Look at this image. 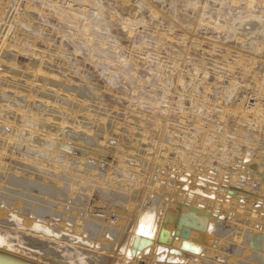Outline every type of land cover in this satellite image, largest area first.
Segmentation results:
<instances>
[{"label": "rangeland", "instance_id": "obj_1", "mask_svg": "<svg viewBox=\"0 0 264 264\" xmlns=\"http://www.w3.org/2000/svg\"><path fill=\"white\" fill-rule=\"evenodd\" d=\"M3 1L9 3V9L0 23L2 41H5L3 34L7 37L9 29L14 28L9 25L7 29L13 16L26 18L19 40L21 51L15 54L14 46L7 43L6 53H2L0 73L6 74L7 79L0 77V92L10 97L21 96L18 97L21 102L30 101L36 107L51 101L48 96L58 97L60 103L58 107L50 106L54 111L50 114L61 119L47 125L66 122L60 112L65 117L76 116L74 119L80 122L90 115L95 117L91 113L95 111L102 119L108 117L107 125L119 131L125 148L137 144L145 152L153 146L152 131H158L154 151H150L152 160L157 159L156 144L172 145L169 158L175 159L178 151L190 153L189 148L195 142L196 157L202 156L207 161L212 160L210 151L221 150L220 139L229 143L223 153L230 152L228 147L241 142L243 136L254 147L260 146L262 126L258 124L264 119V0H125L129 6L136 3L132 14L122 11L120 3L124 0ZM258 60H263L259 61L261 69L257 67ZM50 83L88 88L98 96L89 108L90 105L80 103L84 99L72 101L63 96L64 91L58 92L61 87ZM6 106L0 103V112ZM16 110L12 120L0 119L4 121L1 129L6 135L11 132L14 135L16 128H23L20 123L28 117L23 107ZM40 118L45 123L47 117ZM89 130L94 133L91 128L75 126L72 133L87 140L85 132ZM161 133L168 135L165 143L161 141ZM7 138L3 139L10 147L0 148V168L9 169L12 165L11 170L16 171L11 159L30 166L31 159L25 156V150L33 148ZM99 142H104V136ZM111 144L105 147L107 153H98L102 157L98 160L99 171L107 175L112 170L123 179L124 172L118 169L123 148L114 150L118 144L116 141ZM71 147V154L79 156L82 149L78 152L76 146ZM4 150L8 151L5 159ZM212 155L215 162L217 155ZM37 162L44 163L41 159ZM46 167L51 168L50 175L54 177L55 167ZM16 169L24 174L22 169ZM89 186L79 190L77 196L79 201L93 205L100 191L88 195ZM221 220L219 230L232 229L231 217ZM247 220L242 217L239 222L246 226ZM111 221L116 223L117 216L112 215Z\"/></svg>", "mask_w": 264, "mask_h": 264}, {"label": "bare ground", "instance_id": "obj_2", "mask_svg": "<svg viewBox=\"0 0 264 264\" xmlns=\"http://www.w3.org/2000/svg\"><path fill=\"white\" fill-rule=\"evenodd\" d=\"M127 3L124 0L120 7L132 14L136 3L133 6ZM7 9L9 3L0 0V23L6 19ZM25 18L13 16L7 23V29L9 25L14 28L9 29L7 37L3 34L5 41L0 39V59L7 43L14 46L15 54L21 51L19 40ZM259 61L256 65L261 69L264 63L260 65L263 60ZM5 75L0 73V77L6 78ZM53 84L61 87L58 92L64 91L63 96L72 101L80 98V101L84 99L80 103L90 105L98 96L88 88ZM18 97L21 96L10 97L0 92V103L7 105L0 112V119L12 120L17 107H23L28 115L20 123L23 128L10 127L16 128L14 135L12 132L6 135L1 129L4 121H0V148L10 147L3 139L7 136L9 141L16 140L18 145L30 146L33 150H25V156L31 159L30 166L11 159L16 171L11 170L12 165L9 169L0 168V252L17 259L0 255V264H24L21 260L28 264H264V119L258 124L262 126L259 147H254L242 135L241 142L223 153L229 143L220 139L221 150L210 151L212 160V154L217 155L214 162L196 157L195 142L189 148L190 153L178 151L175 159L169 158L172 145L156 144L157 159L152 160L150 151H154L158 131H152L153 146L147 147V152L141 151L137 144L125 148L119 131L107 125L108 117L102 119L99 113L91 111L95 117H82L84 121L78 122L74 119L76 116L65 117L60 112L66 122L47 125L61 119L50 114L54 112L50 106L60 103L58 97L48 96L51 101L38 107L30 101L23 103ZM40 117H47L45 123ZM75 126L91 128L94 133L86 131L89 138L84 140L72 133ZM101 136L104 142H99ZM167 136L161 133L162 143ZM112 141L118 144L114 150L123 148L117 157L123 179L115 171L110 170L107 175L99 171L98 160L102 157L98 153H107L109 150L105 147L112 146ZM245 143L249 146H242ZM71 146H76L78 152L82 149L79 156L71 154ZM7 152L4 150V159L8 157ZM39 159L44 163L37 164ZM46 165L55 167L54 177ZM88 185V195L100 191L93 205L79 201L77 196ZM112 215L117 216L116 223L111 221ZM230 217L234 220L230 223L233 230L224 231L223 227L219 230L221 219ZM242 217L249 219L246 226L239 222ZM23 247L36 253L26 252Z\"/></svg>", "mask_w": 264, "mask_h": 264}, {"label": "water", "instance_id": "obj_3", "mask_svg": "<svg viewBox=\"0 0 264 264\" xmlns=\"http://www.w3.org/2000/svg\"><path fill=\"white\" fill-rule=\"evenodd\" d=\"M0 248H1V247H0ZM27 252H30V253H32V254L35 253V252H33V250H31V249H30V250H27ZM0 255H3V256H5V257H9V258H11V259L17 261V259L14 258V255H11V254H8V253H1V252H0ZM10 255H11L12 257H11ZM18 261H20V260L18 259ZM20 262H22V263H24V264H28V263H26V262H24V261H22V260H21Z\"/></svg>", "mask_w": 264, "mask_h": 264}]
</instances>
